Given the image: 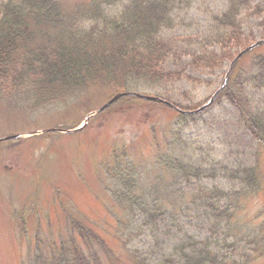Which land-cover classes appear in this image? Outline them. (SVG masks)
Listing matches in <instances>:
<instances>
[{
  "label": "trees",
  "instance_id": "16d2710c",
  "mask_svg": "<svg viewBox=\"0 0 264 264\" xmlns=\"http://www.w3.org/2000/svg\"><path fill=\"white\" fill-rule=\"evenodd\" d=\"M194 2L91 0L65 14L58 0H0V89L7 95L29 94L34 108L105 78L116 80L117 92L159 91L182 79L194 80L182 71L165 70L169 59L188 57L187 65L196 70L231 61L238 52L233 49H242L256 38H243L248 17L259 20L264 38L260 0H223L220 12H204L207 29L195 36L186 29L196 21L185 17ZM47 25L62 27L63 40L59 35L61 42L55 36L52 44L29 45ZM179 26L177 34L174 30ZM250 53L252 68L242 70V57L215 100L226 98L236 108L237 121L251 132L256 150L249 158L197 163L201 157L193 152H169L168 148L190 150L191 146L182 132H173L167 148L150 159L158 174L149 184L128 153L114 149L106 174L113 208L121 214L115 229L142 230L148 245L143 251L132 250V234L117 236L129 260L123 262L122 254L99 234L70 219L73 231L65 251L72 258L60 250L49 264H247L249 257L264 255V45ZM189 216L205 221L195 230L207 234L184 231L191 223ZM33 252L28 264H47L40 251Z\"/></svg>",
  "mask_w": 264,
  "mask_h": 264
},
{
  "label": "rangeland",
  "instance_id": "374dc122",
  "mask_svg": "<svg viewBox=\"0 0 264 264\" xmlns=\"http://www.w3.org/2000/svg\"><path fill=\"white\" fill-rule=\"evenodd\" d=\"M89 1L58 0V3L65 14H72ZM260 1L264 5V0ZM223 7V0H195L185 17L188 22H196L188 25L186 33L195 36L204 32L208 24L204 12H220ZM258 23L259 20L251 16L243 24V38L256 37L248 45L262 39ZM63 30L60 26H42L41 33L29 45H49L56 39L61 42L58 36L63 40ZM174 31L180 34L181 26ZM67 34L70 36V32ZM64 43L68 45L67 41ZM241 50L236 48L233 52ZM253 56L250 52L244 55L240 66L243 71L252 68L250 59ZM187 62L188 57L169 59L165 70L182 71L183 75L193 77V81L182 79L159 91L146 90L145 94L157 95L184 110L208 104L224 81L229 60L222 67L215 65L199 70L192 69ZM117 90L116 80L105 78V82L81 85L42 108H34L29 94L13 92L7 95L0 89V139L21 135L0 142V264H28L27 261L32 260V250L40 251L47 264L56 260L60 250L67 253L65 249L70 245L73 231L70 219L99 234L111 249L122 254L123 262L129 260L116 238L120 234H132L131 249L143 251L148 238L142 230L115 229L121 214L113 208L107 192L111 183L101 169L103 164L112 165L114 149L126 151L149 184L158 174L150 159L155 157L156 151L167 148L173 132H182L191 146L190 150L183 146L177 150L168 148L169 152L180 151V155L193 152L201 157L197 163L204 161L206 165L233 158L246 160L256 150L251 132L237 121L236 108L226 98L192 114L196 117L184 118L164 103L121 97L92 116L83 130L41 132L79 127L90 112L120 92ZM187 219L191 223L184 231L190 234L195 233V227L205 226L200 217ZM196 232L207 234L204 229ZM240 246H244V242H240ZM93 247L100 252V247ZM260 249L261 246L257 251ZM247 264H264V255L249 257Z\"/></svg>",
  "mask_w": 264,
  "mask_h": 264
},
{
  "label": "water",
  "instance_id": "95a60500",
  "mask_svg": "<svg viewBox=\"0 0 264 264\" xmlns=\"http://www.w3.org/2000/svg\"><path fill=\"white\" fill-rule=\"evenodd\" d=\"M264 43V40H261V41H258L256 42L254 45L246 48L244 51H242L238 56L240 57L242 54H244L245 52L249 51L250 49H252L253 47L255 46H258V45H261ZM238 58V57H237ZM228 74H229V70L227 72V77H228ZM225 83V82H224ZM223 83V85H224ZM221 90V89H220ZM218 93V91H217ZM217 93L214 95V97L217 95ZM126 94H131L133 96H137V97H143L145 99H150V100H159L158 98H155V97H150V96H145V95H141V94H138V93H120V94H117L115 95L112 99H110L104 106H102L100 109H98L96 111V113H99L100 111H102L104 108H106L107 106H109L111 103H113L115 100H117L119 97L121 96H124ZM214 97L212 98L211 102L213 101ZM207 105L201 107L199 110H202L203 108H205ZM90 118V115H88L86 118H85V122L84 124L81 126V127H78V128H75L73 130H64V129H51V131H58V132H66V133H70L72 131H78V130H81L85 127V125L87 124L88 120ZM19 137V135H14V136H9V137H6L4 138L3 140H7V139H11V138H17Z\"/></svg>",
  "mask_w": 264,
  "mask_h": 264
}]
</instances>
